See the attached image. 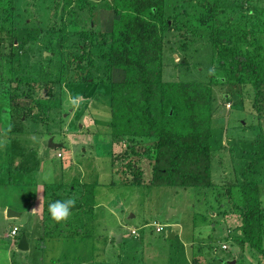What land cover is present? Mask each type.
Instances as JSON below:
<instances>
[{
	"label": "rangeland",
	"instance_id": "374dc122",
	"mask_svg": "<svg viewBox=\"0 0 264 264\" xmlns=\"http://www.w3.org/2000/svg\"><path fill=\"white\" fill-rule=\"evenodd\" d=\"M62 1L0 0V264H264V253L237 245L241 219L232 209L239 202L236 180L259 163L254 178L264 209V84L259 95L252 83H236L232 71L219 69L217 49L209 46L212 29H223L231 51L264 59V0L166 1H195L197 14L188 11L189 25L180 29L167 16L175 34L164 47L162 80L211 81L215 87L211 144L224 148L212 147L215 186L199 190L151 186L147 158L124 160L128 141L109 137L107 86L91 84L105 73L87 60L78 68L84 53L77 40L72 43V34L92 29L96 48L97 33L109 30L115 18L107 8L112 2L72 0L61 18ZM198 18H204L201 25L191 24ZM27 32L38 40L25 42ZM64 33L71 37L63 40ZM121 76L114 72L112 79ZM53 101L60 107L50 108ZM132 163L144 172L141 186L131 185ZM88 186H94L87 194L95 209L63 215L44 207L47 196L75 206ZM262 227L264 250V215ZM23 234L28 249L20 251ZM118 234L122 241L116 243Z\"/></svg>",
	"mask_w": 264,
	"mask_h": 264
},
{
	"label": "trees",
	"instance_id": "16d2710c",
	"mask_svg": "<svg viewBox=\"0 0 264 264\" xmlns=\"http://www.w3.org/2000/svg\"><path fill=\"white\" fill-rule=\"evenodd\" d=\"M166 1L111 0L112 4L107 8L115 18L112 19L109 30L97 33L99 40L95 43L96 48H94V43H90L91 38L95 36V31L92 29L72 34L74 38L72 43L77 40L78 51L84 53L83 57L79 56L76 62L80 61L78 68H82L81 62L87 60L86 64L89 68L96 66L97 71H104L105 78H100L98 84L94 82L91 84L98 87L107 86L111 117L109 137L116 142L128 141L129 151L125 150L124 153L127 154L124 155V160L133 158L140 160L142 157L148 159L151 186L184 189L191 187L198 190L212 188L215 186L212 181L214 150L224 148L220 144L218 145L220 147H214L211 144L212 140L215 142L212 128V93L215 87L210 83L211 81L206 83L164 82L162 80L164 47L169 42V37H174L175 34L171 32L173 26L169 25L170 19L167 16L172 15L175 27L180 29L189 25V18L185 14L188 11L197 14V8L193 5L195 1L183 5L177 1L170 4ZM62 3L61 18L71 7L72 0H64ZM87 4V1L82 2L79 8L82 9L88 6ZM204 7V5L201 6L203 11ZM203 21L204 18H198L191 24L197 26L195 23L201 25ZM63 27L65 28V25ZM199 28L201 27L195 28V31H199ZM1 31L0 29V33ZM28 33L22 36L26 38L25 42L28 39L38 40V34L37 37H33L30 34L27 35ZM190 33L189 29L185 32L187 36ZM69 37L67 33L62 36L63 40L66 38L68 40ZM200 39L198 37V41ZM85 41H87L86 45ZM66 43L67 41L59 46ZM209 43L210 48L217 49L219 69L232 71L236 83H252L255 88L251 86L256 94L261 95L262 90L257 88L264 84V59H255L231 51L227 34L223 29H212ZM180 48L184 49L185 45H181ZM91 49L94 51L90 52ZM95 58L99 65L97 63L94 65ZM114 72L122 74L118 81L112 79ZM80 81V83H85V81ZM229 82L226 84H232L234 80L230 79ZM259 100L263 102V94ZM49 102L52 101L50 99L40 101V106H45ZM40 106L37 107L45 113L44 107ZM59 107L60 102H56L50 108ZM139 150L143 151L139 153ZM261 159L264 165V158ZM260 164L243 171L242 180H236L239 202L233 201L232 209L235 212L239 211L241 219V230H239L241 234L237 238V245L246 246L248 244L258 253L263 254L264 209L261 207L260 186L254 178L259 171ZM130 169L133 174L131 185H143L144 172L138 163H132ZM74 186L69 187V195L74 194ZM54 187L55 185L51 193L56 191V188L58 189V186L55 189ZM93 190L94 186H88L87 196L83 193L78 204L69 205V207L65 201H58L56 197L47 196L44 207L52 213L56 210L62 212L63 215L82 208V210L88 207L93 209L96 205L93 196L87 194L88 191ZM238 204H240L239 207H233Z\"/></svg>",
	"mask_w": 264,
	"mask_h": 264
},
{
	"label": "water",
	"instance_id": "95a60500",
	"mask_svg": "<svg viewBox=\"0 0 264 264\" xmlns=\"http://www.w3.org/2000/svg\"><path fill=\"white\" fill-rule=\"evenodd\" d=\"M49 146L52 147L53 149H56V147H57V145L52 144V139L49 140ZM8 213L10 216H11V214L12 215L14 214V212H11V211H9ZM113 238H114L116 243H119L122 241V234L114 235ZM172 238H173V234L171 233L170 235H168V239H172ZM17 248L20 251H25L28 249V242H27L26 236L24 234L19 239V241L17 243Z\"/></svg>",
	"mask_w": 264,
	"mask_h": 264
},
{
	"label": "crops",
	"instance_id": "0c3cea01",
	"mask_svg": "<svg viewBox=\"0 0 264 264\" xmlns=\"http://www.w3.org/2000/svg\"><path fill=\"white\" fill-rule=\"evenodd\" d=\"M41 193H43V187L41 188V190H40V194ZM39 198H40V196H39ZM95 208H97L96 207V205L94 206V208L93 209H95ZM81 211H83L82 209L81 210H79V211H76V212H81ZM51 212V211H50ZM38 214V213H37ZM80 216H81V214H79ZM81 220V219H80ZM81 222H78V223H74L75 224V226L76 225H79V226H81V224H80ZM27 237V236H26Z\"/></svg>",
	"mask_w": 264,
	"mask_h": 264
},
{
	"label": "built area",
	"instance_id": "2783aa9c",
	"mask_svg": "<svg viewBox=\"0 0 264 264\" xmlns=\"http://www.w3.org/2000/svg\"><path fill=\"white\" fill-rule=\"evenodd\" d=\"M160 230V229H159ZM158 230V231H159ZM17 234V230L14 228L12 231H11V235L12 236H15ZM223 248H225V246H223Z\"/></svg>",
	"mask_w": 264,
	"mask_h": 264
}]
</instances>
